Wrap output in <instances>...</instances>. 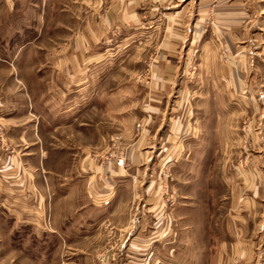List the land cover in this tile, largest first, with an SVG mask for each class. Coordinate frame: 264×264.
I'll return each mask as SVG.
<instances>
[{"label": "rangeland", "instance_id": "374dc122", "mask_svg": "<svg viewBox=\"0 0 264 264\" xmlns=\"http://www.w3.org/2000/svg\"><path fill=\"white\" fill-rule=\"evenodd\" d=\"M158 2L0 0V264H264V209H248L256 180L242 178L264 155V112L245 97L243 50L229 87L201 82L199 50H182L199 18L225 61L229 11L255 66L264 0ZM184 125L214 138L188 145ZM89 187L127 196L90 224L73 201Z\"/></svg>", "mask_w": 264, "mask_h": 264}, {"label": "crops", "instance_id": "0c3cea01", "mask_svg": "<svg viewBox=\"0 0 264 264\" xmlns=\"http://www.w3.org/2000/svg\"><path fill=\"white\" fill-rule=\"evenodd\" d=\"M146 1H147V5H142V7H141L138 4V6H136V9L139 8L140 11H143V12L146 11L149 14L152 12L155 13V11H156L154 9V3L159 4L160 2H158V1L165 3L166 0H146ZM170 1H172V0H170ZM149 2L152 4L150 5ZM202 6H203V4H202ZM180 9H181V7H180ZM198 15H199V13L197 11L196 17H198ZM243 15H245L244 12H243ZM219 16L222 19L220 24H221V28L224 29L223 34L225 37L224 38L225 47H222V49L226 50V51L230 49V52H231V55L228 54L225 61H223L222 59L219 60V57L216 58L218 56L217 55V49L213 48L212 45L218 46L217 41H214L213 33L211 32V28L204 29V26H201V27L199 26V24H200L199 18L195 19V24L193 25L192 29H190V32H189L190 36L188 35V39H186V42H184V44H183L184 48H182V50L186 51V49H187L188 52H190L193 47H195V48L197 47V49L199 50L200 53L197 57L198 61H199V67H200V69L204 68L205 72L207 73V74H205V76H203V75L201 76V78H200V79H202V80H200L201 82L204 81L206 76L208 77L209 82H211V83H213L215 79L220 78L221 80H224V82H226L227 86L229 87V85H231L233 83V79H235V77L233 76V74H235V71H236L234 69V67L236 66L235 64L236 63L240 64L242 62L241 69L239 68L237 72H241V73L245 74L243 76L244 83H246L247 86L249 87V89L246 91L245 97H248V99H252V95H254V97L258 100V105H257L258 111H261L263 113L264 112V91H263V89L260 88L259 90H257V91L255 90L252 92L251 88H252V85L255 84L254 82L257 80L259 82V84H258L259 87H263V85H264V58L255 57L254 58L255 66L251 63V59L249 57L245 58L246 52L250 49L249 41L247 40L245 43L244 42L245 40H244L241 43V42L236 41V40H239L241 35L242 36H244L245 34L248 35L249 34L248 30H245L244 26H240V21L238 22L239 27L237 29H235V25H236V23L234 21L235 16H234V13H232V12H229V11H227L226 13L222 12L219 14ZM243 18H244V16H243ZM242 23H244V22L242 21ZM240 43L243 46H236L237 44H240ZM246 44H248V46ZM170 45L164 43L163 47L169 49L171 52H175V51L177 52L178 47H171ZM242 50H243V57H242V61L240 62V60L237 58H238V56H240V52ZM186 54H185V56L184 55L181 56L182 60H178V61L182 62V65H183L184 61L186 60ZM178 61L166 60V61H162V63H164V66L172 67L170 65V63L174 64L175 62H178ZM217 67H220L221 70L218 71L216 69ZM165 78H166V76H165ZM162 79H164V78L161 77L159 81L162 83L163 82L168 83L171 86V84H174V82L176 80V76H171V77L169 76L168 81H166V80L164 81ZM201 82H200V84H201ZM233 90H234V87H233ZM169 91H170V88H169ZM211 94L214 95V93H211ZM227 95H228V98H232L235 95V92L231 93L228 91ZM245 97H242V98H245ZM198 99H202V97H199ZM200 102H202V101L200 100ZM193 111L196 112L197 111L196 108ZM243 111H245V110L242 109V112ZM159 112H160L159 109H157V110L155 109L154 112L152 113V115L155 116ZM219 113L220 112H218V114ZM221 114L223 116H230V115H228V112H226L224 107L221 110ZM170 120L171 119H170V115H169V117L167 118V127L169 128V132L172 130L171 127H173V125H171L172 123ZM154 121H155V119H154ZM174 122L176 123V121H174ZM201 122H202V120H201ZM201 122H199V123L202 124V126H203V123H201ZM203 122H204V120H203ZM177 125H180V121L177 122ZM196 125H198V123ZM202 126L200 128H202ZM178 128H177V130H182V131L186 132V134H187L186 137L184 138V142L186 144L194 146L196 148L206 146L207 144L204 143V141H206V140L209 141V140H212L214 138V136H213L214 134L212 131L213 128H211V131H209L210 132L209 134L208 133L202 134V132L201 133L197 132V129L192 130L191 126H189V125H184L182 127L179 126ZM190 130H192L193 132H190ZM261 130L264 131V124H263ZM154 132H155V130H154ZM259 135H261L260 132H259ZM259 138H260V136H259ZM152 139H153V136H152ZM177 139L174 138L173 141L175 142ZM258 147H259V152L262 153L264 151V143L258 142ZM256 158H259V163H260V166H258V169L249 171L245 174H242V178L256 180L254 182V184L252 185V188H251V190H252L251 198L253 201L251 202V199H250L249 202H247L248 203L247 204L248 209H249V203H251L253 208H254V205H258L259 209L263 210L264 209V197H260V193L262 194V191H264V155L262 154ZM120 187H122V186H120ZM73 191L74 190H71L68 193L67 199L70 197V195H74V194H72ZM126 196H127V191L124 188H119V189L116 188V191L113 194L112 191L106 192L105 190L99 189L98 187H95V189L89 187L83 192L82 199L76 198V200H75V198H73V201H75V203L79 202V204L80 203L82 204L81 205L82 211L86 210V211H84V216L86 214H88V216H87L88 218H85V220L88 221L89 223L93 222L96 224V223H99L101 221V220H99L101 218L100 213H101L102 209L105 208V206H107L106 208H109L110 210L118 211L119 210L118 209L119 204L123 202V200ZM247 199H249V198L247 197ZM63 201L65 202L66 200L63 198L59 199V202H63ZM114 213H116V212H114ZM116 219L120 221L118 223L120 225H124V226L128 225V224L130 225V222H127L126 216H124V217L120 216L119 218H116ZM110 220H114V218L113 219L111 218ZM131 225H133V220L131 221ZM95 237H92V238H95Z\"/></svg>", "mask_w": 264, "mask_h": 264}, {"label": "built area", "instance_id": "2783aa9c", "mask_svg": "<svg viewBox=\"0 0 264 264\" xmlns=\"http://www.w3.org/2000/svg\"><path fill=\"white\" fill-rule=\"evenodd\" d=\"M138 128L140 127L139 125L137 126ZM117 166H122V159H119L118 161H117Z\"/></svg>", "mask_w": 264, "mask_h": 264}]
</instances>
